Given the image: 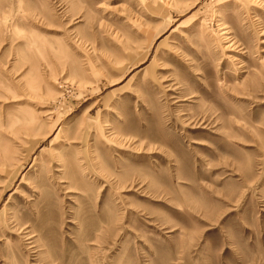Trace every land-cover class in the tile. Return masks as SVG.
I'll list each match as a JSON object with an SVG mask.
<instances>
[{
    "label": "rangeland",
    "instance_id": "374dc122",
    "mask_svg": "<svg viewBox=\"0 0 264 264\" xmlns=\"http://www.w3.org/2000/svg\"><path fill=\"white\" fill-rule=\"evenodd\" d=\"M0 264H264V0H0Z\"/></svg>",
    "mask_w": 264,
    "mask_h": 264
},
{
    "label": "bare ground",
    "instance_id": "6f19581e",
    "mask_svg": "<svg viewBox=\"0 0 264 264\" xmlns=\"http://www.w3.org/2000/svg\"><path fill=\"white\" fill-rule=\"evenodd\" d=\"M222 30H223V28H222ZM225 30V29H224Z\"/></svg>",
    "mask_w": 264,
    "mask_h": 264
}]
</instances>
